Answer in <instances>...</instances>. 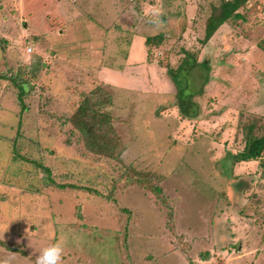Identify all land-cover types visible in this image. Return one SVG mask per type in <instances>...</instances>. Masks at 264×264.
<instances>
[{
  "label": "rangeland",
  "instance_id": "obj_1",
  "mask_svg": "<svg viewBox=\"0 0 264 264\" xmlns=\"http://www.w3.org/2000/svg\"><path fill=\"white\" fill-rule=\"evenodd\" d=\"M221 1L0 0V241L24 252L0 244V264L52 243L59 264H264V150L230 158L245 125L264 128V0L205 41ZM155 34L158 86H104L96 132L119 147L91 153L70 117L130 36Z\"/></svg>",
  "mask_w": 264,
  "mask_h": 264
},
{
  "label": "trees",
  "instance_id": "obj_2",
  "mask_svg": "<svg viewBox=\"0 0 264 264\" xmlns=\"http://www.w3.org/2000/svg\"><path fill=\"white\" fill-rule=\"evenodd\" d=\"M245 0H222L218 7L213 9V12L209 15L207 19V25L205 29V41L210 38L212 34L215 33L217 28L224 24L229 19H237L243 18V15L238 12V9ZM164 39L162 34H155L151 36H146L145 44L148 50L150 45H158ZM202 66L208 70V62L207 60L200 62ZM197 65L196 59H189V56H186L185 59L181 62V64L177 68V72L181 69L185 71L191 70L194 66ZM173 81H176L175 75L177 72L171 71L168 69ZM37 73V70L34 71V74ZM33 74V75H34ZM176 85L179 86L180 82L176 81ZM22 91V89H21ZM201 93V91H198ZM193 93L189 95L190 101ZM111 96L107 94L105 88L102 84H96L93 89H91L90 93L85 96L84 99L80 101L75 110L73 117H70L74 124V127L81 133L84 137V145L85 148L93 154L103 155L108 157H114L113 150L119 147L117 144V140L106 136V133H97L96 129L101 127L102 124L110 131V115L108 112L101 114L98 110H100L105 105L111 104ZM180 104V110L183 114L190 113L189 103L185 106V102L181 100L178 101ZM88 117H91L89 120ZM63 121V120H62ZM65 121V120H64ZM255 125L253 123L247 124L244 126V130L242 131L244 137V145L241 150L236 153H232L230 158L233 161H248V160H257L262 156V152L264 150V128L261 134L257 135L255 133ZM87 133V134H86ZM42 167V166H41ZM43 170L49 171L46 167H42ZM142 183V181H139ZM59 188L64 187L63 184L56 185ZM69 187H74L73 185H68ZM92 192V190H91ZM95 192V191H93ZM0 244L6 247L8 250H12L14 252H19L24 254V252L15 244L10 242L0 241Z\"/></svg>",
  "mask_w": 264,
  "mask_h": 264
},
{
  "label": "crops",
  "instance_id": "obj_3",
  "mask_svg": "<svg viewBox=\"0 0 264 264\" xmlns=\"http://www.w3.org/2000/svg\"><path fill=\"white\" fill-rule=\"evenodd\" d=\"M61 12L64 13L62 10ZM145 38L146 36L143 38L138 35L130 36L128 40V54L126 60L122 63V67L120 69H113L100 66V69L98 68L97 70L95 80H98V83L96 84H102L109 88L111 85L124 84L125 81H130L140 89L142 86L151 88L158 86L159 82L155 77L157 73L156 66L154 65V61L149 58ZM133 52H136L137 56L134 57V54L132 55ZM124 76H126V80L123 79ZM96 84L94 83V85ZM258 206V211L263 214L264 206L260 204Z\"/></svg>",
  "mask_w": 264,
  "mask_h": 264
},
{
  "label": "clouds",
  "instance_id": "obj_4",
  "mask_svg": "<svg viewBox=\"0 0 264 264\" xmlns=\"http://www.w3.org/2000/svg\"><path fill=\"white\" fill-rule=\"evenodd\" d=\"M61 256V245L59 243H52L40 250L36 256L35 264H59Z\"/></svg>",
  "mask_w": 264,
  "mask_h": 264
},
{
  "label": "built area",
  "instance_id": "obj_5",
  "mask_svg": "<svg viewBox=\"0 0 264 264\" xmlns=\"http://www.w3.org/2000/svg\"><path fill=\"white\" fill-rule=\"evenodd\" d=\"M27 51H31V47H27Z\"/></svg>",
  "mask_w": 264,
  "mask_h": 264
}]
</instances>
